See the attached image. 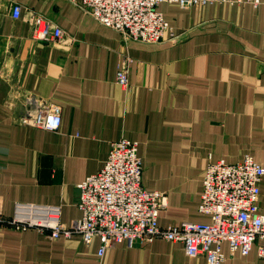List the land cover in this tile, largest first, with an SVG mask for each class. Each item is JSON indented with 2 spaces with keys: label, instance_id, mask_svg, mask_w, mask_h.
Listing matches in <instances>:
<instances>
[{
  "label": "crops",
  "instance_id": "crops-1",
  "mask_svg": "<svg viewBox=\"0 0 264 264\" xmlns=\"http://www.w3.org/2000/svg\"><path fill=\"white\" fill-rule=\"evenodd\" d=\"M79 0H0V208L16 203L61 206V222L80 217L77 185L97 173L111 144H138L141 183L164 193L158 226L207 224L199 213L209 163L245 157L264 167V0L258 5H207L158 11L173 41L147 45L124 39L83 13ZM20 5L18 20L12 7ZM36 13L74 38L72 45L31 38ZM121 55L133 62L129 89L116 85ZM30 99L62 109L59 132L25 123ZM259 211L264 214V180ZM100 240H48L35 229L0 228V264H205L183 246L157 239L105 249ZM222 264H264L254 245L248 255L221 247Z\"/></svg>",
  "mask_w": 264,
  "mask_h": 264
},
{
  "label": "built area",
  "instance_id": "built-area-1",
  "mask_svg": "<svg viewBox=\"0 0 264 264\" xmlns=\"http://www.w3.org/2000/svg\"><path fill=\"white\" fill-rule=\"evenodd\" d=\"M177 5L184 9L205 8L207 5L240 6L259 4V0H79L76 6L101 25L127 40L154 45L173 41L174 29L158 11L160 4ZM20 5H14L11 17L18 20ZM31 38L43 43L72 45L74 38L39 14L27 17ZM133 60L121 55L116 85L129 89L128 73ZM25 123L45 131L59 132L62 109L57 104L30 99ZM142 163L138 144L124 138L111 144L104 166L77 185V208L80 217L69 225L61 222V206L16 203L10 218L0 208V228L21 232L35 229L48 240L77 238L89 246L100 240L99 257L105 249L124 243L134 247L161 239L183 246L187 257H203L205 264H222V245L227 243L230 254L240 251L248 255L254 245L264 261V214L258 200L264 180V167L247 156L236 164L224 161L209 163L202 180L198 205L208 215L207 224L184 222L166 228L158 226L159 213L167 208L164 193L150 192L141 183Z\"/></svg>",
  "mask_w": 264,
  "mask_h": 264
},
{
  "label": "rangeland",
  "instance_id": "rangeland-1",
  "mask_svg": "<svg viewBox=\"0 0 264 264\" xmlns=\"http://www.w3.org/2000/svg\"><path fill=\"white\" fill-rule=\"evenodd\" d=\"M7 218H10V217H7Z\"/></svg>",
  "mask_w": 264,
  "mask_h": 264
}]
</instances>
